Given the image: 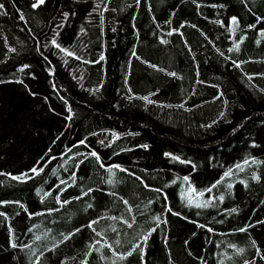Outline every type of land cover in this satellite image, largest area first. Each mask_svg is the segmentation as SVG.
<instances>
[{
    "label": "trees",
    "instance_id": "obj_1",
    "mask_svg": "<svg viewBox=\"0 0 264 264\" xmlns=\"http://www.w3.org/2000/svg\"><path fill=\"white\" fill-rule=\"evenodd\" d=\"M37 3L0 0V264H264V0Z\"/></svg>",
    "mask_w": 264,
    "mask_h": 264
},
{
    "label": "crops",
    "instance_id": "obj_2",
    "mask_svg": "<svg viewBox=\"0 0 264 264\" xmlns=\"http://www.w3.org/2000/svg\"><path fill=\"white\" fill-rule=\"evenodd\" d=\"M232 28L230 29V31H228V33H229V37H227L228 38V41H229V45H235V47H238L239 46V44H242L243 43V40L244 39H241V38H236V36H238V34L237 33H235V31H238V27H237V25H232L231 26ZM231 36H232V38H231ZM233 37H234V39H233ZM241 37H243V36H241ZM244 38V37H243ZM262 42V39H258L257 40V42Z\"/></svg>",
    "mask_w": 264,
    "mask_h": 264
},
{
    "label": "snow or ice",
    "instance_id": "obj_3",
    "mask_svg": "<svg viewBox=\"0 0 264 264\" xmlns=\"http://www.w3.org/2000/svg\"><path fill=\"white\" fill-rule=\"evenodd\" d=\"M43 3H44V0H38V3L34 4L33 7H38L39 4H43ZM0 8H3L2 4H0ZM69 54H71V53H69ZM173 75H175V74L173 73ZM93 155H95V153H93ZM33 171H36V169H33ZM145 239H146V237H145ZM129 254H131V253H129Z\"/></svg>",
    "mask_w": 264,
    "mask_h": 264
}]
</instances>
